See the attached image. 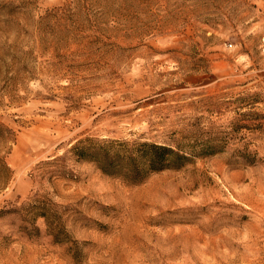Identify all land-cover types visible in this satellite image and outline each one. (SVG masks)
I'll return each mask as SVG.
<instances>
[{
    "label": "rangeland",
    "instance_id": "rangeland-1",
    "mask_svg": "<svg viewBox=\"0 0 264 264\" xmlns=\"http://www.w3.org/2000/svg\"><path fill=\"white\" fill-rule=\"evenodd\" d=\"M0 264H264V0H0Z\"/></svg>",
    "mask_w": 264,
    "mask_h": 264
},
{
    "label": "trees",
    "instance_id": "trees-1",
    "mask_svg": "<svg viewBox=\"0 0 264 264\" xmlns=\"http://www.w3.org/2000/svg\"><path fill=\"white\" fill-rule=\"evenodd\" d=\"M78 161H88L107 176H114L132 185L143 183L150 175L179 169L189 159L176 149L149 142L78 141L72 148Z\"/></svg>",
    "mask_w": 264,
    "mask_h": 264
}]
</instances>
